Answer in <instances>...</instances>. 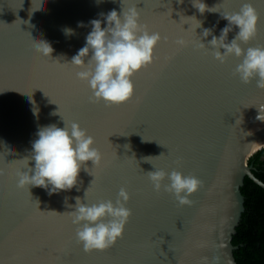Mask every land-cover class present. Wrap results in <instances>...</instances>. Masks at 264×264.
Wrapping results in <instances>:
<instances>
[{
  "label": "water",
  "instance_id": "water-1",
  "mask_svg": "<svg viewBox=\"0 0 264 264\" xmlns=\"http://www.w3.org/2000/svg\"><path fill=\"white\" fill-rule=\"evenodd\" d=\"M199 2L47 0L38 11L43 0H0V264H237L232 236L244 211L240 188L248 177L264 189L247 163L261 149L247 147L264 136V89L255 80L241 82L235 69L242 57L220 63L214 49L198 46V36L215 26L218 38L228 23L220 13L238 12L247 2L258 14L257 32L240 46L264 47V0H203L219 11L203 14L193 6ZM130 7L161 39L152 63L131 77L132 98L106 104L77 78L82 69L65 62L84 46L88 21ZM81 21L85 26L77 27ZM64 28L75 34L65 36ZM37 39L51 45L52 59L35 51ZM61 118L94 138L100 163L86 162L77 185L59 194L17 187L38 127H63ZM154 169L198 178L191 203L154 191L147 174ZM121 187L131 210L122 238L104 251L85 252L70 213L76 198L115 202Z\"/></svg>",
  "mask_w": 264,
  "mask_h": 264
},
{
  "label": "clouds",
  "instance_id": "clouds-1",
  "mask_svg": "<svg viewBox=\"0 0 264 264\" xmlns=\"http://www.w3.org/2000/svg\"><path fill=\"white\" fill-rule=\"evenodd\" d=\"M46 2L47 0H43V7L38 11L45 10ZM96 2L100 3L101 0ZM177 3H183V0H177ZM193 6L201 14L206 10L219 12L210 11L211 8H207L203 0H200L198 7L194 4ZM98 16L100 18L88 21L91 30L85 36L84 46L77 51L70 62L65 63L82 69L76 75L78 79L87 82L92 92V99L103 100L106 104H121L134 95L131 77L142 67L152 63L153 49L161 36L157 32H149L139 23L140 13L136 7H130L126 11L121 8L119 13L113 9L106 14L99 13ZM220 16L228 23L221 30L219 37L213 35L215 26L204 28L201 34L197 35L200 37L198 46L214 49V58L220 63H224L229 56L242 57L235 69L241 82L248 84L255 80L256 87L264 89V47L244 49L240 46L256 35L258 14L255 8L251 3L245 2L238 12L220 13ZM84 26L82 21L77 23V27ZM201 26L199 21L194 29L195 33ZM234 27L237 31L229 42L228 34ZM63 33L65 36L75 34L71 28H64ZM209 36L212 38L207 44L202 42ZM178 43L183 45L184 41ZM35 51L46 58H51L53 49L48 42L37 39ZM30 102L33 103L32 111L36 116L39 110L34 101L30 99ZM55 114L59 115L58 105ZM62 121L63 127H58L56 124L38 127L37 138L31 142L30 151L23 158L26 167L22 168L25 171L20 170L18 173L17 187L21 189L27 187L28 191L29 186L40 187L50 196L59 194L77 185L81 168L84 167L85 171L89 169L86 162L91 161L92 167L100 163L101 154L93 146L94 138L87 133V130L75 121L67 125L63 119ZM30 161L33 162L31 167ZM147 174L154 191L159 192L163 189L171 193L181 205L191 203L188 197L198 191L201 184L195 176H186L175 170L166 172L163 169H154ZM253 179L255 180V177ZM165 180L167 183H164ZM129 198L127 190L123 187L118 191L115 202L107 200L89 204L85 200L81 202L79 197L76 198L74 210L70 213L72 223L77 226L76 239L85 252L104 251L122 238L124 227L131 215V210L126 207Z\"/></svg>",
  "mask_w": 264,
  "mask_h": 264
},
{
  "label": "trees",
  "instance_id": "trees-1",
  "mask_svg": "<svg viewBox=\"0 0 264 264\" xmlns=\"http://www.w3.org/2000/svg\"><path fill=\"white\" fill-rule=\"evenodd\" d=\"M253 174L264 182V147L248 160ZM244 211L232 236L237 264H264V189L245 177L240 188Z\"/></svg>",
  "mask_w": 264,
  "mask_h": 264
},
{
  "label": "bare ground",
  "instance_id": "bare-ground-1",
  "mask_svg": "<svg viewBox=\"0 0 264 264\" xmlns=\"http://www.w3.org/2000/svg\"><path fill=\"white\" fill-rule=\"evenodd\" d=\"M263 146H264V136L254 141L252 144H250L247 147V150L249 153H253L254 151H256L259 148H262Z\"/></svg>",
  "mask_w": 264,
  "mask_h": 264
},
{
  "label": "snow or ice",
  "instance_id": "snow-or-ice-1",
  "mask_svg": "<svg viewBox=\"0 0 264 264\" xmlns=\"http://www.w3.org/2000/svg\"><path fill=\"white\" fill-rule=\"evenodd\" d=\"M145 67H146V66H145ZM131 98H132V97H131ZM131 98H130V99H131ZM126 102H127V101H125V102H123V103H126Z\"/></svg>",
  "mask_w": 264,
  "mask_h": 264
}]
</instances>
